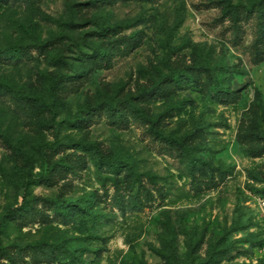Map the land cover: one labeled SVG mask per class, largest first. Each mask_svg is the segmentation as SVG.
I'll return each mask as SVG.
<instances>
[{"label": "rangeland", "instance_id": "374dc122", "mask_svg": "<svg viewBox=\"0 0 264 264\" xmlns=\"http://www.w3.org/2000/svg\"><path fill=\"white\" fill-rule=\"evenodd\" d=\"M263 247L264 0H0V264Z\"/></svg>", "mask_w": 264, "mask_h": 264}, {"label": "trees", "instance_id": "16d2710c", "mask_svg": "<svg viewBox=\"0 0 264 264\" xmlns=\"http://www.w3.org/2000/svg\"><path fill=\"white\" fill-rule=\"evenodd\" d=\"M24 46H21V47H19V48H17V46H14V47H12L14 50L15 49H22ZM196 67L198 68V67H201V66H199L198 64L196 65ZM156 132H160V131H157L156 130ZM159 134H161V133H159ZM48 202H51L52 204H54V206L57 208V210L58 211H60V212H62V210L60 209V205L63 203L64 205H66V207L68 208V209H70V206H72V205H74V201H71V200H69V201H63V202H60L58 199H46Z\"/></svg>", "mask_w": 264, "mask_h": 264}, {"label": "built area", "instance_id": "2783aa9c", "mask_svg": "<svg viewBox=\"0 0 264 264\" xmlns=\"http://www.w3.org/2000/svg\"><path fill=\"white\" fill-rule=\"evenodd\" d=\"M263 250H264V247H263Z\"/></svg>", "mask_w": 264, "mask_h": 264}]
</instances>
